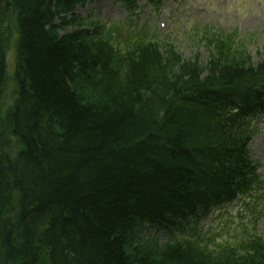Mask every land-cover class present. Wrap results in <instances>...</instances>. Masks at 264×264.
Returning a JSON list of instances; mask_svg holds the SVG:
<instances>
[{"label":"trees","instance_id":"1","mask_svg":"<svg viewBox=\"0 0 264 264\" xmlns=\"http://www.w3.org/2000/svg\"><path fill=\"white\" fill-rule=\"evenodd\" d=\"M80 1L0 0V264H264L254 233L209 247L139 232L173 234L248 188L231 112L264 98V57L223 42L204 66L150 41L122 49L81 29Z\"/></svg>","mask_w":264,"mask_h":264},{"label":"rangeland","instance_id":"2","mask_svg":"<svg viewBox=\"0 0 264 264\" xmlns=\"http://www.w3.org/2000/svg\"><path fill=\"white\" fill-rule=\"evenodd\" d=\"M198 1H200V3L204 2V0ZM207 5H209L213 10H218V15L213 14L209 19L205 18L201 21L192 15L190 20L185 25L178 22L170 29L166 26L164 28L166 32L154 30V28L148 27L150 30L146 37L142 38V36L136 32L127 36L128 38L125 37V40L123 39V35L122 37L120 36V34H124L126 32L125 26L127 25L123 22V10H118V8L114 7V12L110 10L104 13V4L95 2V6H91L88 3L83 6L78 5L75 15L78 20L83 21L81 26L88 30H91L93 25L101 27L103 24H108L107 28H105L106 31L100 34V36L110 39L115 46L120 48H126L130 43L139 41L140 39H153L161 44L162 47L169 46L185 60L193 61L195 58H198L202 65L208 61L207 45L203 46L205 43L201 40V37L205 32L204 29L208 31L214 29L226 36L230 34L233 36L234 43L236 42L232 48L234 50L236 47L241 49V51L251 57L253 61H255L257 57H260V55L264 54V0H226L221 2H218L217 0H208ZM200 6L203 5L200 4ZM141 15H143V12ZM247 18L253 19V22H244V25L241 26L242 33L239 35L241 39H238L237 34L235 35L234 31L235 24L239 19L244 21ZM208 20H211V22ZM56 24L60 25V21L57 20ZM63 30L67 31L69 28H66L65 26ZM63 30L62 28H59L58 32L62 33ZM128 30L129 29H127V31ZM6 55L7 68L11 71L14 66L13 45H8ZM15 89L16 87L14 81L9 72L2 97V105H4V109L7 107L9 108L14 101V98L16 97ZM260 139L262 144H264V135H261ZM262 205H264V201ZM257 227V230L259 231L257 233L258 236L264 240L263 216H261L258 220ZM149 232L150 231H148L147 228L143 230L141 235H147ZM159 236L161 237V240L166 237L163 232H161ZM227 240L228 239L226 238L218 236L216 241L222 243L227 242ZM232 242L233 241H229L228 244H232Z\"/></svg>","mask_w":264,"mask_h":264},{"label":"bare ground","instance_id":"3","mask_svg":"<svg viewBox=\"0 0 264 264\" xmlns=\"http://www.w3.org/2000/svg\"><path fill=\"white\" fill-rule=\"evenodd\" d=\"M217 10H215L214 11V13H218V12H216ZM210 14H212V13H209L207 16H206V13L203 15V17H202V15H200V16H198V18H208L209 17V15ZM70 16H71V14H70ZM70 16H68V17H66V20L68 21H71V17ZM244 22L246 23V22H249V23H251V22H253V19H251V18H247V19H245L244 21H243V25H244ZM250 171H251V175L250 176H246L245 178H244V180H248L253 174H254V170L253 169H251V168H248ZM207 203V202H206ZM135 221L139 224V223H141L142 221H141V219L140 218H136L135 219ZM141 226H140V228H139V232H140V235H141V233L143 232V230H145V229H147L148 228V231H150L147 235L146 234H144V235H141V237L142 238H144L145 236V238H148V237H150V238H153V239H155V240H157V241H163V240H161V237L159 236V233L157 232V231H155L156 230V228H157V226H155V225H151L149 222H146V223H141L140 224ZM192 225L193 226H196L197 225V223H196V221H193V223H192ZM175 234L176 235H178L179 237L181 236V229H176L175 230Z\"/></svg>","mask_w":264,"mask_h":264}]
</instances>
